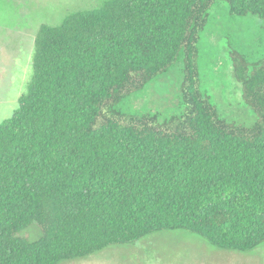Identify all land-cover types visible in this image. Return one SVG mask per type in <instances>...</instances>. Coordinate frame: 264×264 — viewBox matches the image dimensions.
Segmentation results:
<instances>
[{"label":"trees","instance_id":"trees-1","mask_svg":"<svg viewBox=\"0 0 264 264\" xmlns=\"http://www.w3.org/2000/svg\"><path fill=\"white\" fill-rule=\"evenodd\" d=\"M218 1L264 20V0H110L40 27L29 91L0 123V264H63L176 229L223 250L264 244V57L232 52L257 122L230 123L200 78ZM181 57L180 114L117 108Z\"/></svg>","mask_w":264,"mask_h":264},{"label":"rangeland","instance_id":"rangeland-1","mask_svg":"<svg viewBox=\"0 0 264 264\" xmlns=\"http://www.w3.org/2000/svg\"><path fill=\"white\" fill-rule=\"evenodd\" d=\"M110 0H0V123L10 119L27 95L33 77L35 40L42 25H61L71 13L98 10ZM202 92L230 123L252 127L257 116L235 79L234 50L251 60L264 57V20L232 17L227 2L218 1L201 42ZM183 57L167 74L126 99V113L182 112ZM63 264H264V244L249 252L223 250L183 229L155 232L134 244L112 245L85 259Z\"/></svg>","mask_w":264,"mask_h":264}]
</instances>
